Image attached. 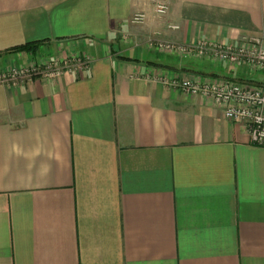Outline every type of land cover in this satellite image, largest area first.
Wrapping results in <instances>:
<instances>
[{"label": "crops", "instance_id": "obj_1", "mask_svg": "<svg viewBox=\"0 0 264 264\" xmlns=\"http://www.w3.org/2000/svg\"><path fill=\"white\" fill-rule=\"evenodd\" d=\"M154 1L0 0V69L91 58L0 84V264H264V147L211 98L172 86H255L264 70L147 45L155 32L264 37V0H171L165 16Z\"/></svg>", "mask_w": 264, "mask_h": 264}, {"label": "built area", "instance_id": "obj_2", "mask_svg": "<svg viewBox=\"0 0 264 264\" xmlns=\"http://www.w3.org/2000/svg\"><path fill=\"white\" fill-rule=\"evenodd\" d=\"M171 0H155L154 10L165 16L170 11ZM147 16L137 13L132 23L144 24ZM180 26V25H179ZM178 24H169L171 30H178ZM242 44L222 43L211 40L180 42L165 40L160 32L153 33L147 40L148 47L166 54L181 57L208 58L216 62L233 65H245L253 70H264V37L248 36ZM91 58L78 55L62 60L53 58L45 62H30L26 65H10L0 70V84L15 86L33 81L39 77H61L65 73L80 72L88 69ZM172 86L192 95H204L223 107L227 119L245 123L250 131L252 142L264 147V82L249 85L245 82L224 80L221 82H201L191 76L183 80H174Z\"/></svg>", "mask_w": 264, "mask_h": 264}, {"label": "trees", "instance_id": "obj_3", "mask_svg": "<svg viewBox=\"0 0 264 264\" xmlns=\"http://www.w3.org/2000/svg\"><path fill=\"white\" fill-rule=\"evenodd\" d=\"M38 44H35V43H29V44H26V45H23V46H20V47H17V50L18 51H29V52H34L36 51V49L38 48Z\"/></svg>", "mask_w": 264, "mask_h": 264}, {"label": "rangeland", "instance_id": "obj_4", "mask_svg": "<svg viewBox=\"0 0 264 264\" xmlns=\"http://www.w3.org/2000/svg\"><path fill=\"white\" fill-rule=\"evenodd\" d=\"M21 52V51H20ZM22 52H29V51H22ZM32 52V51H31ZM35 52V51H34ZM34 52H32V53H34ZM32 62H34V61H32ZM35 63H37V61H35ZM14 64H16V65H21V64H19V63H11V64H9L7 67H5V68H2V69H7L10 65H14ZM29 64V63H28ZM22 65H26V64H22ZM1 70V69H0Z\"/></svg>", "mask_w": 264, "mask_h": 264}]
</instances>
